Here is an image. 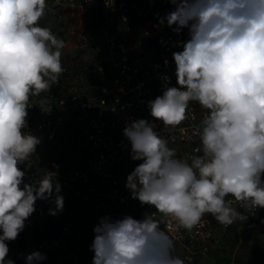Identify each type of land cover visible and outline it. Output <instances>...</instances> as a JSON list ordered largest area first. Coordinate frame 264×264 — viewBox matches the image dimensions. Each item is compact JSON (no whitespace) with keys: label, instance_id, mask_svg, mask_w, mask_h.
I'll return each instance as SVG.
<instances>
[{"label":"clouds","instance_id":"9594fccd","mask_svg":"<svg viewBox=\"0 0 264 264\" xmlns=\"http://www.w3.org/2000/svg\"><path fill=\"white\" fill-rule=\"evenodd\" d=\"M169 2L172 10L156 13L155 27L188 34L172 45L182 49L172 53L176 86L163 75L162 95L147 101L153 120L131 119L122 132L130 158L142 161L125 187L155 211L139 220L100 218L92 264H185L161 227L165 217L191 231L205 214L224 226L247 219L228 196L248 209H264V0ZM46 7V0H0V264H16L7 258L9 242L24 231L37 201L54 204L52 216L65 203L51 171L29 176L42 142L29 130L30 95L49 91L64 71L66 42L38 26ZM192 101L204 110L195 150L202 154L182 159L162 133L186 119ZM21 258L42 264L47 256L32 251Z\"/></svg>","mask_w":264,"mask_h":264},{"label":"built area","instance_id":"2783aa9c","mask_svg":"<svg viewBox=\"0 0 264 264\" xmlns=\"http://www.w3.org/2000/svg\"><path fill=\"white\" fill-rule=\"evenodd\" d=\"M96 3L101 5L100 21L96 25L105 36L98 47L101 59L83 54L90 53L94 44L91 32L82 30L75 49L61 50L64 71L59 82L47 92L30 95L29 103L33 106L28 110L29 115L40 107L43 117L29 123V130L41 138L49 158L38 168L31 157L33 168L29 176L35 173L42 176L51 171L61 184L62 193L83 203L90 202L96 217L102 218L107 206L113 205L124 215L139 220L155 209L132 199L125 187L127 175L142 161L130 158V144L122 135L123 128L131 119L153 120L147 101L162 95L163 75L171 77L170 86H176L172 53L182 49L172 45L178 40L186 41L188 34L187 29L177 36L167 26L155 27L159 23L155 14L163 16L172 10L169 0H46L45 12L57 20L64 9L79 8L87 13ZM119 25L126 28L125 37L119 35ZM80 54L83 60L78 62L76 55ZM165 59L169 61L167 66ZM89 73L98 77L100 84L92 85ZM203 115L204 110L192 101L186 119L162 133L178 158L202 154L195 150L200 147L199 121ZM155 123L157 131H162L163 123ZM225 199L232 200V206L247 217L237 221L244 223L247 230L264 227V209H248L244 202L235 201L231 196ZM72 204L79 206L75 201ZM39 216L36 210L30 217L33 226ZM50 221L60 220L51 215ZM231 226L219 224L211 214H205L202 223L191 231L178 228L177 222L168 217L161 224L174 239L175 254L185 264H203V259L221 246L222 237ZM34 234L35 240L23 254L32 251L46 254L42 264H89L88 257L72 246V234L65 223L58 229L40 231L36 227ZM22 237L20 234L14 242ZM21 255L19 259L23 261Z\"/></svg>","mask_w":264,"mask_h":264},{"label":"crops","instance_id":"0c3cea01","mask_svg":"<svg viewBox=\"0 0 264 264\" xmlns=\"http://www.w3.org/2000/svg\"><path fill=\"white\" fill-rule=\"evenodd\" d=\"M101 5L93 4L87 13L77 9H64L57 20H52L45 12V15L39 20L38 26L49 28L53 34L66 42V47L75 49L78 45V33L82 30H89L93 40L94 49L90 53L101 59L102 53L99 46L105 41L102 30L96 25L100 21L99 12ZM119 35L125 37L127 35L126 28L119 25L117 28ZM81 55H76L78 62L82 61ZM89 77L94 74L89 73ZM56 89V88H55ZM42 116L41 108L37 107L32 115H28L29 123L38 121ZM34 165L38 168L42 167V163H47L49 153L46 145L37 146V151L32 155ZM44 205L42 201H37L36 205ZM53 208L54 204H51ZM34 233V231H32ZM23 239L19 242H9V256L15 260L16 264H24V260L19 259V255L26 252L27 244L30 241V233L28 232L27 222L23 232L20 233ZM221 246L214 250L210 256L203 259V264H264V227L260 226L247 230L244 223L237 222L232 225L227 233L222 237ZM48 264H53L52 262Z\"/></svg>","mask_w":264,"mask_h":264},{"label":"rangeland","instance_id":"374dc122","mask_svg":"<svg viewBox=\"0 0 264 264\" xmlns=\"http://www.w3.org/2000/svg\"><path fill=\"white\" fill-rule=\"evenodd\" d=\"M61 194L64 197L65 203L63 211L59 212L56 215L57 218L60 220L59 222L50 221L51 215L49 214L48 210L50 208H53L52 205L44 203V205H35L36 210L40 212L41 216H39L36 226H33L30 223V218L26 221L28 232L30 233V241L27 246L35 240V234L32 231L35 232L36 227L40 231L43 229L50 228L58 229L61 224L65 223V225H67L68 227L69 233L72 234V246L75 248H79L80 254L86 255L85 257H88V263L92 264L94 252L90 250V245L92 244L94 239L93 229L99 223L100 217L94 216L90 202H80L77 200V198H74L72 195L68 197L62 193V190ZM74 201L77 202L79 206H74L72 204ZM104 216H111L115 219H119L124 216V212L118 210L113 205H108L107 208L104 210V215L102 217Z\"/></svg>","mask_w":264,"mask_h":264},{"label":"trees","instance_id":"16d2710c","mask_svg":"<svg viewBox=\"0 0 264 264\" xmlns=\"http://www.w3.org/2000/svg\"><path fill=\"white\" fill-rule=\"evenodd\" d=\"M90 83L92 85H98V84H100V81H99L98 77L93 76V77H90ZM57 94H58V91H57Z\"/></svg>","mask_w":264,"mask_h":264}]
</instances>
